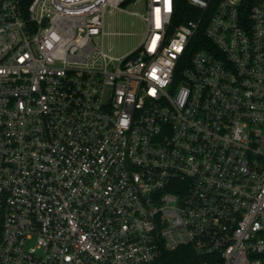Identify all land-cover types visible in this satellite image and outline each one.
<instances>
[{
  "label": "built area",
  "instance_id": "1",
  "mask_svg": "<svg viewBox=\"0 0 264 264\" xmlns=\"http://www.w3.org/2000/svg\"><path fill=\"white\" fill-rule=\"evenodd\" d=\"M186 3L0 0V264H264V2Z\"/></svg>",
  "mask_w": 264,
  "mask_h": 264
},
{
  "label": "rangeland",
  "instance_id": "2",
  "mask_svg": "<svg viewBox=\"0 0 264 264\" xmlns=\"http://www.w3.org/2000/svg\"><path fill=\"white\" fill-rule=\"evenodd\" d=\"M124 7L130 13L109 11L105 19L103 48L108 57L118 61L135 53L146 33L145 23L139 16L131 14L144 13L145 7L141 4H128Z\"/></svg>",
  "mask_w": 264,
  "mask_h": 264
},
{
  "label": "trees",
  "instance_id": "3",
  "mask_svg": "<svg viewBox=\"0 0 264 264\" xmlns=\"http://www.w3.org/2000/svg\"><path fill=\"white\" fill-rule=\"evenodd\" d=\"M260 2L264 0H243V8L248 12L252 6ZM179 4L184 9L187 8L186 0H179ZM202 262L204 260L196 256L189 248L183 247L175 251L163 252L160 259L152 264H201Z\"/></svg>",
  "mask_w": 264,
  "mask_h": 264
}]
</instances>
